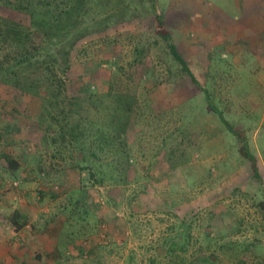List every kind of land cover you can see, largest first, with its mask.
I'll return each instance as SVG.
<instances>
[{
    "label": "rangeland",
    "instance_id": "rangeland-1",
    "mask_svg": "<svg viewBox=\"0 0 264 264\" xmlns=\"http://www.w3.org/2000/svg\"><path fill=\"white\" fill-rule=\"evenodd\" d=\"M181 1L157 0L158 10L164 12ZM93 19L92 15L87 22ZM25 23L29 25L26 19ZM174 27L178 43L183 33L178 23ZM95 29L94 42L87 38V44L85 40L77 44L69 73L74 82L101 94L98 102L112 106V100L103 96L110 87L137 101V114L129 127L132 157L127 178L123 183L105 179L104 186H92L74 168L79 155L46 150L42 134L31 129L32 123L39 125L40 104H34L32 123L26 121L23 126L22 112L12 118L18 120L8 142L14 158L26 169L21 175L12 174L0 159L1 236L22 224L29 225L26 230L30 231L49 229L60 231L58 236L71 235L75 259L70 253L66 261L72 264H264L262 62H251V78L228 68L233 67L232 57L228 51L217 50L211 56V71L199 76L193 67L195 46L185 45L183 55L204 88L200 91L181 74L162 42L155 45L156 38L142 20ZM185 32L194 41L191 31ZM136 59L141 60L142 71L148 70L140 82ZM240 85H245L241 91ZM10 90L0 84L4 119L16 115L12 109L23 99ZM207 91L233 131L228 132L218 114L209 109ZM234 129L241 131L237 137ZM239 139L247 141L256 157L260 180L241 157ZM172 147L174 155L168 164L167 156H162ZM40 169L24 178L25 171ZM70 208H75L73 220ZM20 215L25 222L18 221ZM61 243L68 245V239Z\"/></svg>",
    "mask_w": 264,
    "mask_h": 264
},
{
    "label": "trees",
    "instance_id": "trees-1",
    "mask_svg": "<svg viewBox=\"0 0 264 264\" xmlns=\"http://www.w3.org/2000/svg\"><path fill=\"white\" fill-rule=\"evenodd\" d=\"M138 1L140 6L136 7V0H0V84L12 89L9 93L16 91L23 98L20 106L12 109L16 115L5 119L0 116V159L4 169L17 175L26 169L9 149V137L14 133L18 120L12 118L22 112L23 126L26 121L32 123L31 119L36 114L31 106L40 104L39 125L36 128L32 123L31 129L42 134L41 142H44L46 150L79 155L74 168L80 176L85 174L92 186H104L105 179L114 184L125 182L132 157L129 127L133 114L134 117L137 114V101L128 93L113 92L110 87L103 96L112 100V106L98 102L96 98H102V95L91 91L89 86L74 82L69 73L70 56L77 50L78 43L87 44V38L91 43L95 41L92 37L96 33L95 28L105 30L117 22L135 18L142 20L156 38L155 45L160 40L179 65L181 74L198 90L204 91L167 29L165 14L158 10L157 0ZM117 8L120 10L114 11ZM92 15L94 19L88 23L87 18ZM139 61L136 59L137 82L148 72L147 69L142 71ZM96 64L98 68L99 62ZM205 97L209 109L218 114L227 131H233L207 92ZM233 133L237 137L241 131ZM239 141L241 157L248 162L253 176L260 180L256 157L249 151L246 140ZM14 144H17L16 140ZM173 148L162 156H167L168 164L174 155ZM51 155L55 157V154ZM40 172L41 169L29 170L23 174L27 178ZM262 206L264 209V201ZM70 209L73 215L68 217L73 220L75 208Z\"/></svg>",
    "mask_w": 264,
    "mask_h": 264
},
{
    "label": "crops",
    "instance_id": "crops-1",
    "mask_svg": "<svg viewBox=\"0 0 264 264\" xmlns=\"http://www.w3.org/2000/svg\"><path fill=\"white\" fill-rule=\"evenodd\" d=\"M163 13L167 29L194 74V68L199 76H205L208 70L211 71L214 58L211 56L217 50L228 51V56L232 57L233 67L228 68H236L240 73L244 71L251 78V62L259 61L264 65V0H226L225 4H215L211 0H184L181 5H171ZM174 22L180 25L179 29L183 33L178 43L174 35ZM184 30L191 31L194 41H190ZM179 45L182 49H179ZM185 45L195 46L197 63H193L194 68L187 60L188 57L183 55ZM249 85H252L251 81ZM243 87L245 85H240L239 91ZM21 217L25 218L20 215L18 221L25 222ZM23 225H19L22 229L14 228V232L7 233V236H1L0 232V264L73 263L66 261L68 254L71 253L75 259L76 253L73 245H69L74 240L69 235L68 245H64L61 239H66V236H58L62 235L60 231H30L26 230L30 228L29 225Z\"/></svg>",
    "mask_w": 264,
    "mask_h": 264
}]
</instances>
